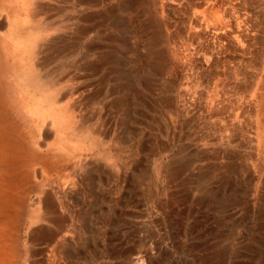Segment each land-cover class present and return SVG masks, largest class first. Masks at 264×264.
I'll use <instances>...</instances> for the list:
<instances>
[{"label":"rangeland","instance_id":"374dc122","mask_svg":"<svg viewBox=\"0 0 264 264\" xmlns=\"http://www.w3.org/2000/svg\"><path fill=\"white\" fill-rule=\"evenodd\" d=\"M35 1L59 108L110 136L42 177L46 133L3 42L19 7L0 0V174L25 167L8 264H264V0Z\"/></svg>","mask_w":264,"mask_h":264},{"label":"bare ground","instance_id":"6f19581e","mask_svg":"<svg viewBox=\"0 0 264 264\" xmlns=\"http://www.w3.org/2000/svg\"><path fill=\"white\" fill-rule=\"evenodd\" d=\"M15 1L19 7L18 13L8 14L6 16L7 20H8L7 22L9 24L7 23L8 24L7 30L3 34L4 35V41L3 42L5 44H8L9 51H10L9 54L10 53L12 55L14 54L15 58L17 60H19V62L24 67L21 74H20V78H19L20 84L22 86V90L24 93L30 94L29 95L30 98H35L34 108L37 112V116L40 117V121L42 122L40 125L41 126L40 130L43 132L45 131V133H46L45 139L46 140L50 139V137H48L49 134H47L46 130L44 129L45 125H46V121L48 118L51 119V125H52L54 131L56 132V134H54L56 137L54 136V138L50 139L49 141L44 140L45 146H46V150H45L46 156L44 157L45 160L43 159V161H42L43 164H42L41 170H40L42 177L50 178L49 176H51V171L53 169L54 170L59 169V167H61L63 164V160H65L66 158H70L72 156V151L76 146L86 147V145H88V146H95L96 145L97 146V144H102V142H104V140H106V138L108 136H110V131L101 133L98 130H94V128L92 129L91 128L92 126L89 127L88 125H86L84 123V121H82V119H80L81 117L79 118L78 108L75 106L76 104L75 105L66 104L65 106H63V109L59 108V106H58L59 91L57 89L56 79L50 77L49 74L46 72L45 65H44L45 63L43 64L41 61L40 62L38 61V56L40 54H42V52L44 50V44H42V41H43L44 31L47 29L45 25L48 24V20L46 22V19L41 17L38 14L37 6L35 5V2H36L35 0H15ZM84 1H86V0H84ZM97 2H98V0H97ZM89 3H90V1H89ZM1 9L4 10L3 7H1ZM104 14H105V12H104ZM88 15L90 16V14H88ZM100 16H102V14ZM101 18L99 20H102L101 22H103V19H101ZM88 19H89V17H88ZM101 22H99V23H101ZM96 25H98V23ZM91 26H92V24H91ZM91 26L89 28H91ZM93 26H95V24ZM5 27H6V23H2L0 26V28H4V30H5ZM99 30H100V28H99ZM88 31H89V29H88ZM82 37H83V35H82ZM77 45H79V44H77ZM102 46H103V44H102ZM67 47L65 48V46L64 47L62 46V49H60L61 52L65 53V49L68 50ZM106 47H107V45H106ZM100 48H101V46H100ZM89 50H90V48H89ZM97 50H98V48H97ZM66 53L68 54V51ZM43 54H44V52H43ZM16 55H19V56H16ZM83 64L85 65V63H83ZM61 96L63 98L62 94H61ZM107 133H109V134H107ZM8 137L9 136L5 132V129L0 126V160H3V161H5L3 157L7 156L9 153L12 152V149L7 144V142H9V140H10V138H8ZM14 145H16V144H14ZM136 146H138V145H136ZM18 147H19V145H18ZM18 147H15V150H17L19 152H15V153L21 152V148H18ZM139 153H140V151H139ZM24 157H25V155H24ZM66 161H67V159H66ZM23 167L24 166L21 165L19 168L22 169ZM17 168L15 170H13L14 172L11 175L9 173H7L3 176L0 174V264H8L7 257H6L7 248H8V244H9V239H12V236L14 234L13 232L15 231V227H14L12 220L18 218V213H19L20 205H21V201H22V196L19 194V181H18V179H16V177H14L18 172L21 173V171ZM50 168H52V169H50ZM24 169H25V167H24ZM56 173H57V171H56ZM22 175H25V174H22ZM12 176L14 177L13 179H11ZM64 176H65V179L62 180L63 183L67 180V174H65ZM50 182H52V180H50ZM50 189H51L50 192L52 193V195H54L53 197L57 198V195H59V191H55L54 187H51ZM52 195H49L47 198H53ZM40 203H41V201H40ZM45 204L46 205L40 204L38 206V208H39L38 210H40V208L42 209L43 206L46 209H50V207H51V209H53L57 205L56 202L54 201V199H53V201L51 200V202L46 200ZM40 213H41V211H40ZM44 216H45V214H42L41 218L44 219ZM38 218H37V220H38ZM58 220H59V218H58ZM62 231H63V227H61V229H60V232H62ZM68 235H69V233L64 230L62 232V236H60V240L62 239L61 240L62 250L67 255L70 253V251L72 249L70 247L71 246L70 245V239L67 238ZM63 252H62V254H63Z\"/></svg>","mask_w":264,"mask_h":264}]
</instances>
